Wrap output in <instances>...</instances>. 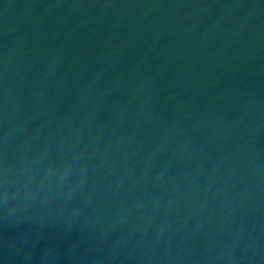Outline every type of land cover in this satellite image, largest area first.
I'll return each instance as SVG.
<instances>
[{
  "label": "water",
  "instance_id": "obj_1",
  "mask_svg": "<svg viewBox=\"0 0 264 264\" xmlns=\"http://www.w3.org/2000/svg\"><path fill=\"white\" fill-rule=\"evenodd\" d=\"M0 264H264V0H0Z\"/></svg>",
  "mask_w": 264,
  "mask_h": 264
}]
</instances>
